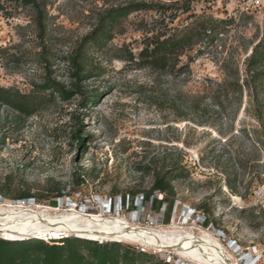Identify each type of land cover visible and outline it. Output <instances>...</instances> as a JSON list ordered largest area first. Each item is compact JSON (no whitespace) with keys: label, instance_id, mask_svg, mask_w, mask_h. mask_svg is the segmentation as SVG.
I'll use <instances>...</instances> for the list:
<instances>
[{"label":"rangeland","instance_id":"1","mask_svg":"<svg viewBox=\"0 0 264 264\" xmlns=\"http://www.w3.org/2000/svg\"><path fill=\"white\" fill-rule=\"evenodd\" d=\"M38 1L45 14L42 38L31 6L0 0V48H5L0 50V85L38 101L35 113L18 123L17 112L0 103V204H16L25 191L34 195L23 200L31 208H74L154 228L174 222L194 235L199 229L213 234L237 264H248L246 254L254 258L250 264H264V92L255 103L246 90L237 98L217 86L234 67L239 80L244 77V59L264 33V11L246 12L248 0H159L234 22L188 72L171 74L126 59L143 46L140 26L156 18L153 12L133 13L119 21L106 47L87 49L91 74L81 81V93L61 100L39 92L45 74L73 90L65 58L92 30L102 9L127 0ZM186 15L179 10L169 26ZM94 92L99 96L83 105L84 96ZM78 123L81 148L71 137ZM148 162L159 169L180 164L188 170L187 178L172 183L176 195L169 212L164 213L165 204L153 212L149 203H140L152 177L138 168ZM80 178L84 182L78 187ZM57 190L63 197L51 206L49 201L57 198L50 196ZM129 193L136 195L133 210L118 202ZM203 208L211 219L207 225L201 223V216H207ZM96 242L143 248L153 255L147 264H182L172 251Z\"/></svg>","mask_w":264,"mask_h":264},{"label":"trees","instance_id":"2","mask_svg":"<svg viewBox=\"0 0 264 264\" xmlns=\"http://www.w3.org/2000/svg\"><path fill=\"white\" fill-rule=\"evenodd\" d=\"M20 2L24 6H31L34 10L35 25L42 38L44 34V6L38 0H20ZM179 10L187 14L186 17L173 27L169 26ZM140 11L153 12L156 14V18L152 19L150 23L140 26L144 32L143 46L136 56L131 51L128 52L126 59L135 61L140 68L146 67L153 71L167 70L171 74L188 72L190 64L203 55L206 49L220 38L228 25L234 22L232 17L216 19L206 13L197 14L188 7H183V3L168 5L159 0L156 2L127 0L122 4L108 6L98 14L92 30L80 39L74 52L65 58V61L72 68L73 90L66 89L63 84L50 78L49 73H47L44 76L45 81L38 88L39 92L45 93L47 91L49 96L57 95L61 100L69 99L73 93H81L79 91L82 86L81 81H84L91 74V71L86 69L87 49L93 46L96 48L106 47L113 39L119 21ZM3 49L5 48H0V50ZM181 57L186 58V61L182 62ZM43 62L47 63L48 61L43 59ZM243 64L244 77L241 81L237 68L234 67L226 72L228 78H225L222 83H217V86L237 98L246 90L251 101L256 103L264 92V33L251 47ZM97 96L99 93L95 92L84 96L83 105L93 101ZM0 103L17 112L16 123L33 115L38 105L35 96L23 94L17 89L12 90L1 85ZM256 117H260L259 112L256 113ZM81 127L82 125L78 123V128L71 135L80 148L84 140V137L79 134ZM138 169L142 173L151 174L152 177L150 189L142 193L140 203L145 205L149 203L153 212L158 210L160 205L165 204L164 213L166 210L169 212L171 206L169 202L176 195L172 183L178 179L187 178L188 170L180 164L177 166L171 164L159 169L153 167L150 162ZM83 182V179H77L76 185L79 187ZM50 197L57 198V200L51 199L49 201L51 206H56L58 200L63 196L57 190ZM33 198L34 195L23 191L16 201H29ZM135 199L136 195L129 193L120 196L118 202L122 208L133 210L137 206ZM113 204L114 201L110 200V205L113 206ZM203 211L207 216L202 215L201 223L207 225L211 221L209 211L205 208ZM50 241L51 243L39 238L18 241L2 238L0 239V264H147L153 256L148 252L123 247L119 242L100 243L68 236ZM83 249H86V252H82ZM160 264H168V262L164 260Z\"/></svg>","mask_w":264,"mask_h":264},{"label":"bare ground","instance_id":"3","mask_svg":"<svg viewBox=\"0 0 264 264\" xmlns=\"http://www.w3.org/2000/svg\"><path fill=\"white\" fill-rule=\"evenodd\" d=\"M23 203V200H19L16 204H0V237L18 240L74 235L95 241L143 244L158 252L172 251L182 264L236 263L233 254L213 234L202 229L194 235L190 228L177 227L174 222L163 228L144 227L115 215L79 213L74 208L64 211L58 207L31 208ZM244 258L248 264L254 260L247 254Z\"/></svg>","mask_w":264,"mask_h":264},{"label":"built area","instance_id":"4","mask_svg":"<svg viewBox=\"0 0 264 264\" xmlns=\"http://www.w3.org/2000/svg\"><path fill=\"white\" fill-rule=\"evenodd\" d=\"M243 9L246 12H250V13H253V11H259V10L264 11V0H248L246 5L243 6ZM140 251L146 252V250L143 248H140Z\"/></svg>","mask_w":264,"mask_h":264},{"label":"water","instance_id":"5","mask_svg":"<svg viewBox=\"0 0 264 264\" xmlns=\"http://www.w3.org/2000/svg\"><path fill=\"white\" fill-rule=\"evenodd\" d=\"M36 238H38V237H36ZM76 238H79V237H76ZM48 239H56L55 237H50V238H48ZM80 239H82V238H80ZM87 239V238H86ZM18 240H20V239H18ZM18 240H14V241H18ZM91 240V239H90Z\"/></svg>","mask_w":264,"mask_h":264}]
</instances>
